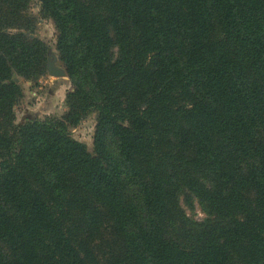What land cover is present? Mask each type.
<instances>
[{"label": "trees", "instance_id": "obj_1", "mask_svg": "<svg viewBox=\"0 0 264 264\" xmlns=\"http://www.w3.org/2000/svg\"><path fill=\"white\" fill-rule=\"evenodd\" d=\"M39 1L73 87L15 124L47 47L0 0V264H264V0Z\"/></svg>", "mask_w": 264, "mask_h": 264}, {"label": "rangeland", "instance_id": "obj_2", "mask_svg": "<svg viewBox=\"0 0 264 264\" xmlns=\"http://www.w3.org/2000/svg\"><path fill=\"white\" fill-rule=\"evenodd\" d=\"M25 16L31 17L34 21L32 32L18 30L29 38H38L47 47L46 72L35 80H26L19 76H13V80L19 83L22 88V97L14 106L15 124L20 125L33 119H46L50 117H61L66 111L65 97L68 91L72 90V83L67 76L66 69L58 57L56 50L57 30L53 20L41 13L39 0H30ZM17 30H12L16 32ZM52 70H61L62 75H53ZM96 114L91 113L85 117L77 126L70 128L73 138L86 144L87 149L93 151V138L95 133ZM186 213L195 220L205 217L197 201L193 202V209L184 206Z\"/></svg>", "mask_w": 264, "mask_h": 264}, {"label": "water", "instance_id": "obj_3", "mask_svg": "<svg viewBox=\"0 0 264 264\" xmlns=\"http://www.w3.org/2000/svg\"><path fill=\"white\" fill-rule=\"evenodd\" d=\"M51 65V63H49V66H48V70H49V72L51 73V74H53V75H62V74H64V72H62L61 70H52V66H50Z\"/></svg>", "mask_w": 264, "mask_h": 264}]
</instances>
